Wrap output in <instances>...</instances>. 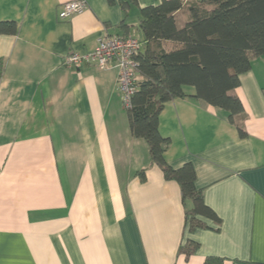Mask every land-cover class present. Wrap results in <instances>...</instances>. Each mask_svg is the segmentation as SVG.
<instances>
[{"label": "crops", "instance_id": "1", "mask_svg": "<svg viewBox=\"0 0 264 264\" xmlns=\"http://www.w3.org/2000/svg\"><path fill=\"white\" fill-rule=\"evenodd\" d=\"M69 1L0 0V22L17 26L0 34V264H264V57L239 76L235 124L190 97L160 112L166 163L192 166L220 221L199 218L207 228L189 232L178 183L129 130L116 64L63 65L104 34L143 40L139 10L160 0L127 12L83 0L84 12L59 20Z\"/></svg>", "mask_w": 264, "mask_h": 264}, {"label": "trees", "instance_id": "2", "mask_svg": "<svg viewBox=\"0 0 264 264\" xmlns=\"http://www.w3.org/2000/svg\"><path fill=\"white\" fill-rule=\"evenodd\" d=\"M118 2L127 12L135 0ZM138 28L143 40L135 57L139 80L131 107L125 110L129 130L145 141L151 163L164 178L178 183L188 231L207 228L199 218L219 225L202 191L194 186L192 166L172 169L166 163L170 142L159 134L158 118L165 103L186 97L220 110L231 124L241 118L244 107L235 89L253 59L264 57V0H160L139 10ZM16 31L14 22H0V34ZM3 66L0 59V79ZM186 87H192L194 94L187 95ZM237 129L244 137L245 132ZM139 175L144 180V171ZM196 248L189 241L180 251L189 256ZM204 264H221V260L209 258Z\"/></svg>", "mask_w": 264, "mask_h": 264}, {"label": "built area", "instance_id": "3", "mask_svg": "<svg viewBox=\"0 0 264 264\" xmlns=\"http://www.w3.org/2000/svg\"><path fill=\"white\" fill-rule=\"evenodd\" d=\"M87 9L83 0L69 1L62 5L57 14L59 20H66L81 14ZM142 43L136 37H120L104 34L98 38L95 47L83 54L70 53L63 62L65 67L92 65L104 69L115 63L118 68L117 87L122 107H131V97L135 92V83L139 80L135 57L140 53Z\"/></svg>", "mask_w": 264, "mask_h": 264}]
</instances>
